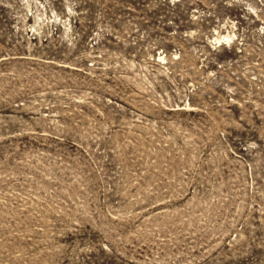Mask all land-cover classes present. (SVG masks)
Wrapping results in <instances>:
<instances>
[{"label": "rangeland", "instance_id": "obj_1", "mask_svg": "<svg viewBox=\"0 0 264 264\" xmlns=\"http://www.w3.org/2000/svg\"><path fill=\"white\" fill-rule=\"evenodd\" d=\"M0 264H264V0H0Z\"/></svg>", "mask_w": 264, "mask_h": 264}]
</instances>
